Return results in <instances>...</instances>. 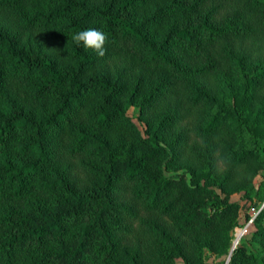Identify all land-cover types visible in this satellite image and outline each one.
<instances>
[{
  "label": "trees",
  "instance_id": "trees-1",
  "mask_svg": "<svg viewBox=\"0 0 264 264\" xmlns=\"http://www.w3.org/2000/svg\"><path fill=\"white\" fill-rule=\"evenodd\" d=\"M233 193L264 264V0H0V264H213Z\"/></svg>",
  "mask_w": 264,
  "mask_h": 264
},
{
  "label": "rangeland",
  "instance_id": "rangeland-1",
  "mask_svg": "<svg viewBox=\"0 0 264 264\" xmlns=\"http://www.w3.org/2000/svg\"><path fill=\"white\" fill-rule=\"evenodd\" d=\"M137 113H138L137 107L130 106L128 108V114L132 115V117L136 121H137V119L135 117H136ZM255 180L256 181L259 180V176H256ZM231 198L234 200H240L241 214H240L239 220H240V222L243 223L242 225H238V226L234 227V229L232 231V242H235V246L240 245L242 243H245L249 247L257 248L258 244L256 243V241L251 240V230L254 228V226L252 225L251 222L247 225V230L242 233V228H243L244 224H246L248 222V220L247 221L245 220V217L243 214L244 210L246 209L248 212H251L253 214L254 207L250 206L249 201L240 199L239 195L237 193H233L231 195ZM258 203H259V201H258ZM260 207H264V200L262 202H260ZM227 257H228V255H222L219 258H215L214 256H210L208 258V260L213 262V264L216 263V261H222V264H225ZM177 261H178V264H184L180 259H177ZM223 261H224V263H223Z\"/></svg>",
  "mask_w": 264,
  "mask_h": 264
},
{
  "label": "clouds",
  "instance_id": "clouds-1",
  "mask_svg": "<svg viewBox=\"0 0 264 264\" xmlns=\"http://www.w3.org/2000/svg\"><path fill=\"white\" fill-rule=\"evenodd\" d=\"M72 40L77 45L82 44L84 48L92 49L100 57H104L106 55L107 49L105 48V44L108 37L100 30H81L72 36Z\"/></svg>",
  "mask_w": 264,
  "mask_h": 264
},
{
  "label": "built area",
  "instance_id": "built-area-1",
  "mask_svg": "<svg viewBox=\"0 0 264 264\" xmlns=\"http://www.w3.org/2000/svg\"><path fill=\"white\" fill-rule=\"evenodd\" d=\"M252 219H253V216H251V217L248 219V222H247L246 224H244V226H243V228H242V233H243L244 231L247 230V225H248L250 222H252ZM233 243H234V245H235V242H233Z\"/></svg>",
  "mask_w": 264,
  "mask_h": 264
},
{
  "label": "water",
  "instance_id": "water-1",
  "mask_svg": "<svg viewBox=\"0 0 264 264\" xmlns=\"http://www.w3.org/2000/svg\"><path fill=\"white\" fill-rule=\"evenodd\" d=\"M234 243L232 242V247H231V249H230V252H229V254H228V257H227V259H226V261H225V264L227 263V261L229 260V258H230V254H231V251H232V249L234 248Z\"/></svg>",
  "mask_w": 264,
  "mask_h": 264
}]
</instances>
